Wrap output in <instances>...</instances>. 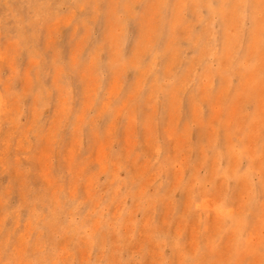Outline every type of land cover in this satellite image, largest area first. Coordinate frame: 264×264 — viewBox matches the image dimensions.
<instances>
[{
  "label": "rangeland",
  "instance_id": "1",
  "mask_svg": "<svg viewBox=\"0 0 264 264\" xmlns=\"http://www.w3.org/2000/svg\"><path fill=\"white\" fill-rule=\"evenodd\" d=\"M0 264H264V0H0Z\"/></svg>",
  "mask_w": 264,
  "mask_h": 264
},
{
  "label": "bare ground",
  "instance_id": "2",
  "mask_svg": "<svg viewBox=\"0 0 264 264\" xmlns=\"http://www.w3.org/2000/svg\"><path fill=\"white\" fill-rule=\"evenodd\" d=\"M214 26V25H213Z\"/></svg>",
  "mask_w": 264,
  "mask_h": 264
}]
</instances>
